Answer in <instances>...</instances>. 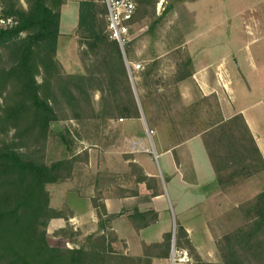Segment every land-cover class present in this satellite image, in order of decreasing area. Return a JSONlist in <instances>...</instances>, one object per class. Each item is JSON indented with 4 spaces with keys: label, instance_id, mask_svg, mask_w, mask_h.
I'll use <instances>...</instances> for the list:
<instances>
[{
    "label": "trees",
    "instance_id": "1",
    "mask_svg": "<svg viewBox=\"0 0 264 264\" xmlns=\"http://www.w3.org/2000/svg\"><path fill=\"white\" fill-rule=\"evenodd\" d=\"M133 1L136 10L128 24L150 20L146 31L152 33L162 18L155 17L158 0ZM3 2L0 17H13L15 24L0 27V264H150L146 257L115 250L111 243L116 237L105 232L83 237L71 248L53 246L47 239L49 220L61 216L50 206L47 186L70 178L75 163L86 160L85 151L75 153L79 143L109 146L115 140L106 143L97 139L105 136L110 121L140 118L121 49L107 29L104 1L78 2L74 35L82 73L64 72L56 58L60 8L65 0H24L25 8L9 6V0ZM129 42L123 51L132 63ZM174 50L178 53L175 79L179 81L191 76L192 59L186 51ZM158 64L154 59L143 71L138 70V75L131 72L145 87V92L139 93L134 81L142 108L151 95L148 87L159 84L151 79ZM61 121L73 122L76 127L65 123L62 130L54 131L52 125ZM114 131L108 133L116 138ZM52 134L63 144L68 158L46 159ZM202 139L222 189L264 169L241 114L212 126L202 133ZM92 205L102 227L109 219L104 204L93 198ZM239 210L244 223L217 240L218 262L204 261L178 223L175 246L187 249L191 264H264V190L241 203ZM147 214L141 215L145 218ZM148 224L143 222L137 228ZM54 234L77 240V233L67 228ZM171 238L170 232L165 233L162 243L150 246L169 248Z\"/></svg>",
    "mask_w": 264,
    "mask_h": 264
},
{
    "label": "crops",
    "instance_id": "2",
    "mask_svg": "<svg viewBox=\"0 0 264 264\" xmlns=\"http://www.w3.org/2000/svg\"><path fill=\"white\" fill-rule=\"evenodd\" d=\"M3 1L0 0V16L5 6ZM9 1H12L9 6L26 7L24 0H19V3ZM79 1L76 2L77 11ZM163 1L156 3L155 17L164 16L161 8L168 10L174 20L179 17V21L193 13L192 0H185L177 6H163ZM67 5L65 0L60 14ZM144 21L146 19L139 22ZM175 38L192 59L191 76L173 84L176 99L181 105L175 119L185 120L187 117L195 122L204 112L210 117L209 123L199 130L175 127L171 122L174 117L168 110L164 112L165 116L145 112V104L151 98L148 96L141 109L151 134L146 127H141V117L118 118L109 122L116 128V138L108 148L81 141L75 153L85 151L86 160L75 163L70 178L50 184L57 187L52 192L48 190L50 206L61 212V216L49 220L47 232L52 233L54 242L63 243L51 245L71 248L79 245L83 237L105 232L116 237L111 243L115 250L146 257L150 264H172L174 248L187 251L185 247L175 246V226L178 223L204 261L218 262L217 240L244 223L239 205L264 190V169L230 188L222 189L202 139V133L212 126L241 114L264 161V71L260 70L264 68V53L249 51L242 55L241 61L233 58L236 61L231 66L229 59L235 54L226 46L224 49L221 36L216 43L220 49L216 51L205 45L195 47V37L184 30ZM253 74L254 90L246 81V77L252 78ZM135 82L139 93H144L145 87L140 79L138 82L135 78ZM133 84L135 87L134 81ZM160 90L158 86V92ZM156 116L166 117L169 122L159 124ZM193 121L191 127L197 124ZM150 146L160 163H153ZM68 157L66 153L62 158ZM93 198L104 204L109 217L102 227L98 225ZM143 213L149 214L144 218ZM143 222L149 224L137 228ZM64 228L77 233L76 242L54 234ZM173 231L174 244L171 238L169 248L150 246L162 243L164 234L170 232L172 235ZM191 263L190 257L186 264Z\"/></svg>",
    "mask_w": 264,
    "mask_h": 264
},
{
    "label": "rangeland",
    "instance_id": "3",
    "mask_svg": "<svg viewBox=\"0 0 264 264\" xmlns=\"http://www.w3.org/2000/svg\"><path fill=\"white\" fill-rule=\"evenodd\" d=\"M183 1L185 0H165L162 3L163 6L170 4H175L177 6ZM201 1L202 0H192L193 3L191 4V8L193 13L181 18V21H179V17H175L174 20L168 13V10L161 8V13H164V16L159 22H157L152 33L146 31L147 25L150 21L146 19L144 22H138L137 24L130 26V34L128 35V40L130 41L129 47L131 49L130 55L133 62L141 63L143 69L154 59H157L159 63L156 71L151 77L154 81L157 80L159 84L155 87V84L153 85V82L150 80L153 86L149 88L151 94L149 97L151 98L150 101L145 104V112L147 110L150 111V113L153 112L156 115L161 114L162 116H165L164 112L168 110L170 116L174 117L171 122L175 123V127H188L190 130L204 129L209 123L210 117L204 115V112L201 111V118L197 119L195 122L193 119H188L187 117L185 120L181 118L180 120L175 119V117L179 116L181 105L176 99L177 92L173 85L177 82L175 79V64L178 59V53H176V50L174 49L177 48L181 52L186 51L178 45L179 40L175 38L176 35H181L182 30H184L186 34L195 37V47H202V45H205L212 51L220 49L217 47L216 43L221 36V38H223L224 49L227 47L229 51L235 54L229 59L231 66L237 59L241 61L243 58L242 55L249 51L251 53H254L255 51H258V53H264V0ZM67 2L68 5L60 14L56 58L64 72L82 73L84 71L79 58V47L75 35H73L78 22L77 0H67ZM197 34L199 36H196ZM201 34L203 36L200 38ZM213 54L217 55L215 52ZM233 58L236 60L234 61ZM143 69L138 72L143 71ZM260 70L264 71V68ZM138 72L135 71L133 74L138 75ZM246 74L249 76V73L246 72ZM254 75L255 74L252 75V78L246 77V81L250 84L253 90L256 88V82L255 79H253ZM135 78H138V76H135ZM132 80L135 81L133 77ZM158 86H160V92H158ZM241 97H244V95ZM94 100L95 102L98 100V93H95ZM141 119V127L143 126L147 129L149 124L145 116L143 115ZM156 119H158L157 121L159 124L169 122L166 117L164 119L163 117L159 118L156 116ZM192 121L193 123H197L196 126H190ZM65 123L72 125L71 127H76L73 122L61 121L57 124H53L52 129L54 131H60ZM115 129L113 123H108V127L105 130V136L100 137V139H97L96 137L94 138L106 143L114 141L115 137H113L112 132L108 133V131H114ZM148 130L149 129H147V131ZM92 131L91 133H93ZM99 146L108 148V146L104 147L98 145V147ZM96 149L99 148L96 147ZM150 152V157H154L153 163H160V160L155 157L151 146ZM66 153L63 144L57 139V137L53 134L50 135L46 159L48 161H54L62 158ZM106 159L108 161V158ZM196 159L200 160L201 157H196ZM55 187H57V185H48L47 189L52 192ZM47 239L50 244H63L62 242H54L51 232H47Z\"/></svg>",
    "mask_w": 264,
    "mask_h": 264
},
{
    "label": "built area",
    "instance_id": "4",
    "mask_svg": "<svg viewBox=\"0 0 264 264\" xmlns=\"http://www.w3.org/2000/svg\"><path fill=\"white\" fill-rule=\"evenodd\" d=\"M107 8V29L110 34V38L115 39L121 49L128 41V35L130 32V25L128 22L132 19L136 4L133 0H103ZM15 21L12 17H0V27H6L14 25ZM127 68L130 72L132 70L138 71L143 67L141 63L132 62L128 63ZM120 121L122 119H119ZM152 130H148V134H151ZM190 262V257L186 250H179L174 248L172 250V264H186Z\"/></svg>",
    "mask_w": 264,
    "mask_h": 264
},
{
    "label": "water",
    "instance_id": "5",
    "mask_svg": "<svg viewBox=\"0 0 264 264\" xmlns=\"http://www.w3.org/2000/svg\"><path fill=\"white\" fill-rule=\"evenodd\" d=\"M121 49V48H120ZM121 53H122V56L124 58V61H125V65L127 64V60L125 58V55H124V51L123 49H121ZM126 68H127V65H126ZM127 72H128V75L130 77V81H131V84H132V89L134 91V95L136 97V100H137V103H138V106H139V110H140V114H141V117H143V113H142V109H141V105L139 103V100H138V97H137V92H136V89L134 87V84H133V80H132V77H131V72L129 71V69L127 68ZM172 243L174 244V231L172 232Z\"/></svg>",
    "mask_w": 264,
    "mask_h": 264
}]
</instances>
